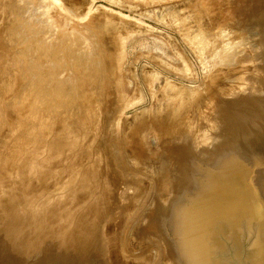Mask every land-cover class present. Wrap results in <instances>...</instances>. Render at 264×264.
Instances as JSON below:
<instances>
[{"label": "rangeland", "instance_id": "374dc122", "mask_svg": "<svg viewBox=\"0 0 264 264\" xmlns=\"http://www.w3.org/2000/svg\"><path fill=\"white\" fill-rule=\"evenodd\" d=\"M45 1L46 0H0V52L4 53L3 55H5L6 53L9 54L8 52H12V49L14 48L15 51L13 50V52L19 58V61L16 58V60L19 62L18 64V62H16V60L13 58L14 56L6 55L5 57H3V55H0V58L2 56L4 59L6 57H10V60L11 58H13L14 61L12 62L11 60V62H15L14 64L10 65L11 62H9V59H0V63L2 62L0 64V68L5 69H3L5 72L2 71L4 74L0 72V75L2 74V76H4L6 75L5 73H8V75L12 76L15 74L16 76V72L18 71V73L21 72V75H24L23 78L26 80L28 76L30 77L31 74L33 75L35 73L33 76H36L37 80L32 76L33 78L31 79H34L33 81H31L30 78L25 81L20 77V75V80H23V85L24 82L25 85L24 87L22 86V88L20 87V85L22 84H20L19 87H13V90L20 88L23 90L21 91L24 92L29 89L28 91L30 92V86H32L35 89L31 90L33 92H36V89L41 88L40 90H37L38 93L36 92V95L39 94V98H35L33 100H36V105H33L37 110L36 112H34L38 117V119H36L37 123L39 124V126L40 124L42 125L40 126V131L42 134H39L38 127L36 130L34 129V131L38 133V136L42 135L41 137H38L36 133L32 132L38 137H36L38 140L40 138V143L33 140L34 143L30 142L28 143V145L26 144L27 146H25V143L23 144L27 148L28 152L32 149V147V150L36 152H32L31 150V152L28 153L26 150L25 153V150L23 149L24 153L22 154L25 155L21 154L20 157L21 152L19 153V150L16 148L17 142H19L20 140H13V142L12 140H10L12 143H9L10 141H8L9 146L13 144V148L11 146L13 152L18 150L15 152V155L12 154V151V153H8L10 152V148H8L7 145V147L4 146L7 143H4V145L2 146L3 148H8V150L6 149V151H3V155L5 154L4 152L9 154V156L11 154V158H8L12 160V165L14 167L11 166V161L8 160L7 155H4L3 158H7L6 161L3 160V162L5 161V163L3 164L5 168L3 166H0V170L2 171V169L4 168L3 170L7 173L3 172V174L0 171V176L5 177L4 180L0 177V181H3V183L0 182V187H3L2 185L5 183L4 185L6 186H4V188L7 187V189L11 191L12 194L10 192H8L7 194L6 192L8 190L5 191L4 188H0L2 189V192L0 191L2 195L0 199H5L4 201L2 200L5 203V201L10 197V193L13 197H15L14 199L17 198L16 200L12 199L14 203L17 204H10L12 202L10 198L13 197H10L8 203L6 201V204H3V202L1 203L0 200V205L3 204L6 206L5 211H2L4 210V206H0L3 207L0 209V264H146V260L147 264H157V261L159 262L158 264H180V261L174 254L167 238L157 229L155 224V217L162 211H165L166 213L170 212L172 201L178 197L180 185L189 178L188 173L186 172L184 167L185 162L183 160L182 153L187 150H192L200 157L203 164H209L214 154L220 152V150L225 146L231 148L239 158L245 159L255 155L260 147L264 145V0H59V3L61 4V6H63V9L60 6L59 8L56 4L54 5L52 0H48L49 2L46 1L47 5H45ZM69 8L74 11L73 13L76 12V15H78L76 17L78 18L84 17L90 10L91 11L88 13V15L92 19H96L97 17L100 19L102 17L109 16V18L113 20V23H115L116 26L126 29L128 27L134 32V34H132V36L126 41V56L124 59L125 62L123 63V66L120 70L121 72L118 73L119 83L121 82L123 89H125V93L127 94V96H125L128 98L127 101H130V103L127 102L129 104V107H127L126 104L124 105V103L126 102L125 100L124 102L122 98L121 100L119 99L121 95L118 94L119 92L117 91L119 90L117 88L119 86L115 84V86L112 85L116 88V90L115 88L114 90L116 91V93L118 92L117 95L119 97L115 95V91L112 92L113 87L107 85V87L110 89L106 87L108 89H106V92H109L103 94L105 96L104 98V96H97L99 94L96 92L97 88L99 89L101 87V84L103 83L102 81H98L99 85L97 82H93L94 84H86V86L89 87L90 92H94V98H102L101 102L103 103L104 99L108 100L107 98L110 97L113 99L111 100L109 98L110 100L108 101V103L113 101V103H111L115 105L112 106L111 104H109V106L111 107L110 108L105 102L106 100H104V107L102 104L100 106H102L105 111L103 108L101 110V107L99 105H97L96 108H93V106H91L88 111H93L90 112V116L94 114V116L92 117H94L95 119L93 120V118L91 117V122L90 120L88 122L87 118L89 116H86V119L82 120V116L89 115V112H87L88 114L84 115V108L79 102V104L76 102V97L78 96L77 94L79 93V88L82 84H80L79 81H76L78 77L75 75L74 70H72L71 68L72 63L74 65V61H72L73 58L70 57V55H67L70 53L66 51L67 44H64L66 43L65 36L72 30L73 24L77 21L76 18V21L73 20L69 23V25L68 23L64 24V22L63 26H65L66 28L61 25L63 19L66 18L65 16L63 17V15L67 14V12L70 10ZM62 10H64L65 13H63L64 11ZM229 14L231 15L230 17ZM197 15L200 16L196 17ZM70 18L74 19V17L72 16H70ZM181 20L187 21L185 22L187 23L185 25L187 28L182 25ZM54 21H56V24H52ZM77 22H79V19ZM51 24L52 26L56 25L53 27H57V25H59L60 28H56L58 30L63 27L66 32H64L65 30L63 29L64 33H62L61 29V31H59V34L58 30L54 29ZM49 25L53 29L52 30L50 28V33ZM70 25L72 26V28H70ZM68 26L69 28H67ZM189 26H191L190 30ZM54 30L56 31V34H59L56 35L55 33H53L54 36L57 37L61 35L62 38L61 36L58 38H51L53 36L51 32H53ZM203 30L213 34L212 36L215 37L214 40L219 41L218 48L216 47L214 51L212 50L210 53L206 54H203L200 49L191 44L194 38L193 35L196 34L197 36L200 35V33L203 34ZM5 32H8L6 33V42ZM61 33L66 34L62 35ZM11 35L14 36L12 37L14 39H8V37H11ZM17 38L20 39L18 41L21 42L22 47L19 42H16L17 40L15 41V39ZM189 38H191L192 40H189ZM60 39L61 41H59ZM9 40H12V43ZM31 40L32 42L34 41V43H32L33 45H31ZM49 40L50 43H48ZM13 41H15L16 44ZM58 41L60 42L59 44L62 45L63 43L64 45L63 50L61 49L62 47H60V50L62 51L59 50L58 46L61 45L58 44ZM51 44L53 45V48L50 47ZM7 45L9 46V48ZM12 45L14 47H12ZM29 45L30 47H28ZM54 45L58 47L57 49L59 51H56V47H54ZM31 46H34V49ZM42 47H49V50H45L46 48L42 49ZM31 48L35 50V54H32L33 51H31V55L29 53V57H27L31 60L26 59L27 53L32 50ZM219 48H221L222 50ZM53 49L56 51L55 53L58 52L56 55L60 56L61 54V57L58 58L55 53H53ZM216 49L219 51L221 50V53L225 51L230 52L228 54L227 52L224 53L228 56L230 54V59H227V56H223L222 54L220 55V52L216 51ZM6 50H8V52H6ZM20 50L24 51L26 56L24 52L22 53ZM51 50L53 51L51 52ZM48 51L51 52V55L53 54L52 59L51 56L48 55ZM11 52L10 54L12 55L13 52ZM21 53L23 54L22 56ZM63 53L65 54L63 55ZM38 55L40 56L38 57ZM219 55L221 57H224L223 60H226L222 61ZM68 56L71 58V60ZM40 57L41 61H43V63L41 62L42 65L41 63L39 64ZM54 57L58 58V60ZM66 57H68L69 59H67L72 62L70 63L66 59ZM22 58L25 59L26 63H24V59ZM46 59L47 61L54 59L55 62L53 61V63L48 61L49 64H47V61L46 63L44 62ZM7 60H9V63L7 62L8 65L6 62H4ZM29 60L32 62L29 63ZM227 60L230 61L228 62ZM218 61H220L221 63H219ZM64 62H67L68 64H65ZM4 64L8 67L5 66V68ZM25 64L27 71L25 69V66H23ZM30 64H34L33 67L35 68V71H33V67ZM60 64L62 66H60ZM69 64L71 66H69ZM223 64H231L230 68H232L231 70H229L232 75L231 78H227V80L224 77L221 78V83L223 82L222 84L224 85V83L226 82L225 87L228 88V90L225 91L226 94L224 91H219V89H217H221V87L209 85V76L216 74L218 70L223 67ZM9 65H15L16 69L18 68L17 71L15 69V73H13V68H15L14 66L11 69V74V70L8 69L10 67ZM47 65L51 66L48 67ZM29 67L34 73L30 71ZM59 67L62 68L59 69ZM63 67H65L66 70H64ZM40 68L43 69L45 74L42 69L40 72ZM57 68L60 71H56ZM6 69H8V72L6 71ZM62 69L64 70V74L61 72ZM46 71L49 72L50 76H48V73H46ZM27 72L29 74L31 72V74L29 75ZM38 72H40L41 74ZM42 73L45 75V77ZM54 73L55 75L58 73V79H55L56 83L55 81L52 82L55 77L57 78V76H54ZM19 74H17V76ZM62 74L64 76H62ZM38 75L39 78L41 76V79L46 78L47 82L50 81L51 84H49L50 82L46 84V80L38 79ZM15 76H13V78ZM49 77L52 80H49ZM61 79L62 82H60ZM64 79L66 80L64 83L66 86L69 82L68 86L72 84L73 87L70 86V88H65L64 84H62ZM73 79L74 81H72ZM38 80L40 81V85ZM34 81H36V83L35 85H32L30 82ZM44 83L46 84L47 89L45 88ZM75 84H78L77 89H75ZM26 85H28V89H26ZM37 85H39V87H37ZM51 86L52 88H55L50 89ZM42 88L43 90H45L42 91ZM62 88H64L63 91ZM71 88L74 89H72L74 92L71 90ZM3 89H5V87H3ZM69 89L70 93H76L75 95L77 96L72 93V95L67 96L70 94L68 92ZM216 89L218 90V93ZM47 90L49 91L48 93H46ZM51 90L52 92L54 90V92L52 93ZM55 90L57 91V93H55ZM185 90L198 91L201 94V97L198 100H202V103L204 104L208 103V98H206L207 95L211 96V94H215V96H211L212 98H214V100L211 99L212 104H208L209 106H207V110H193V112L191 110V112L189 113L190 115H188L193 119L195 125H193V123L192 125L189 124L187 126H183V124L181 123V126L179 124L176 126L178 127L176 131L179 130V132L175 134L177 136L168 134V132L171 130L170 128L175 127L172 123V119L174 117L173 114L175 115L176 112H180V109H182L181 111L183 112V107H181V105L183 102L185 104L186 101L183 93L185 92ZM209 90L211 91V94L207 93ZM16 91L13 93H17L18 96H20L19 93L21 94V92L18 93V90ZM28 91H26L25 93L31 94V92L29 93ZM40 91L44 95L47 94L45 95L46 99L44 97V102L41 101V99L43 100L44 95L41 96ZM60 91L64 92V94L60 93ZM11 92H9L10 94H7L14 95L11 94ZM50 92L53 94V96L54 94L56 96L53 97ZM59 93L60 95L62 94V98L63 95H66L64 96V98L66 97L65 99H67L70 103H68L65 99H60V95L57 96ZM176 93L179 95H177ZM48 94L49 97H47ZM32 95L33 99L35 93H32ZM36 95L35 97H38ZM18 96H15V99H17ZM13 97L12 99H14ZM67 97H69L70 99H68ZM28 98L30 101L31 95H29ZM47 98H50V101ZM52 98L53 103L55 104V109H53V111H51V109L54 108L52 107L54 104H50ZM9 99H11V97H9ZM115 99L118 100L116 101ZM14 100L11 101L12 104L8 100L10 106L13 105ZM18 100L19 99L15 100L14 103L20 104L21 101L19 102ZM58 100H61V102ZM39 101L42 102V106H39L41 103ZM46 101H48V104L46 103ZM118 101H120V103L123 105H121ZM57 102L59 103V105H57ZM61 103L64 106H62ZM71 103V106H73L74 104V108L70 106ZM115 103L118 105V108L120 104L121 109L117 108V110V105ZM60 105L64 107V110L66 108L68 109L67 105H69V109L71 108V112L68 109L66 110V114L67 112H70V114L72 112L75 113L76 123L74 118L75 116H69V119ZM78 106L80 107L77 108ZM105 106L108 109H106ZM124 106H126V108H124ZM43 107L47 110H49L50 107V110L47 111L48 114L46 113V111L42 112V109L45 110ZM56 107H58L57 110L60 111L61 114H63L61 117L59 113V119L65 117L64 119H62L65 121V119L68 118L65 122L61 121L60 119L59 121L62 124L58 123L56 125L55 121H58L57 118V120L55 119V114L58 115V111H55ZM98 107H100V109ZM97 108L99 110H93ZM39 109H41V111ZM39 111L42 115H40L39 113L37 115V112ZM103 111L105 113H103ZM202 111L206 112L203 113ZM49 112H51L52 114L55 113V117L49 114ZM105 114L108 115L104 116ZM43 115H51L52 118H50L55 119L52 120V122L55 124L50 123L51 119H49L50 121H48L49 117L47 118V116H45V118H47L48 123L53 124L52 126H50V124L48 123L46 124V119L44 118L43 120L48 126L42 124V122L39 123L38 120L40 119V117H44ZM103 116L104 118L102 119ZM205 116H207V120ZM105 117L108 119H106ZM71 118L73 119L71 120ZM78 118L80 119L79 121ZM211 118H213L214 121ZM40 120H42V118ZM68 120H71L72 122H68ZM85 120H87V122L83 123L84 126L86 123L88 125L92 124V126L86 125L85 128L87 129L88 126L89 129L90 127L91 133L93 131L92 129L95 130L92 134L90 133L89 136L87 135L90 129L89 131L87 129L86 132V129L83 130L84 126L81 125L83 127L82 129L80 128L81 126H78L80 125L81 121L84 122ZM102 120H104L103 123ZM77 121L80 123L78 124ZM98 121L101 122L102 126H100L101 124L97 125V123H100ZM110 121L113 122L110 123ZM67 122L68 125H70L69 127H71L67 130L71 129V132L77 131L76 133H78L79 131V135L83 130L86 133L82 132L81 135H83V133L86 135L79 136L78 134H76L80 138H76L77 136L73 138V135H75V133H72L73 135L71 136V132L67 131L68 134L70 133L71 138H69V135L65 136L64 131H66V129L64 128V123ZM206 122L210 123L207 125ZM70 123H73L74 127H77V129L79 130L75 129L72 131L73 124ZM59 126L64 128L65 130L63 129V131L61 132L62 128H60ZM42 127L46 129H43ZM52 127H56L58 128V130L56 128L53 129ZM66 127L68 126L66 125ZM183 127L184 129H179ZM48 128L51 129V131L55 130L57 135L59 133L57 131H59L60 129V133L64 132L63 136H61L60 133L58 136L55 135V131L52 133L51 131L46 132L45 130L48 131ZM98 128H102V130L99 132L100 129ZM3 130L4 129H1L2 132H0L2 133V135H5L4 133L6 132H4ZM43 131H45L47 135ZM43 133L48 136L49 139V135L51 133V138H54V140L52 141L55 144L58 141L56 138L59 139V137L62 138H60L61 143L64 142V139L66 140V137L70 140H72L73 138V141L77 139L78 142L82 137L84 138V136L85 139L84 141H82V138V142L80 141L78 143V147H76V143H72V141L70 142V140L65 141V143L69 141L71 144L75 145L76 153L75 150L73 152L76 154V156L71 151L73 149L70 150L71 153L70 151H68V148L70 149V146L72 145L68 144V146L66 144L67 151L70 155L72 154V156H70L67 152H65L66 147H64L65 149L61 148L62 146H64V143L63 145L60 144L61 147L59 146V143H57V148L58 146L61 148H58L59 151L62 150V153H60H66L67 155H69H65L63 156V158L62 155L58 153L57 155H61V158L58 160V157H60V155L57 156V158L56 156H53L55 158L49 157L51 156L49 150L52 148L49 146L54 145L53 143L49 145V141L48 144L46 143V140L49 139H47V137ZM94 133H97L98 135L99 133L101 134L99 136H97V134L96 136H94ZM208 133H210V135ZM53 134L55 136H53ZM110 134L113 137H111ZM196 135L197 137H195ZM124 136H127L126 140H128V142H124L126 141L125 139H123ZM113 138L115 139V142L113 141ZM197 138L200 139L197 140ZM41 141L43 144L41 143ZM14 142L16 143V146ZM36 144L39 147L37 146L36 148H34ZM39 144L44 145V147L46 146V149L49 145V152L45 149L44 150L46 152L43 151L42 148L44 147ZM29 147H31V149H29ZM72 147L74 148V146ZM37 148L40 149V151H38ZM125 149L127 150V157H135L134 159H136L137 162H140V167H135L132 164V166H130L127 164V166L129 167L123 170L117 165V153H119V156H121L122 154H124L123 151H125ZM3 150H5V148ZM20 150L22 151V148ZM55 150L57 149L55 148ZM55 150L51 149V151L53 152ZM57 151L52 154L55 155ZM27 153L28 155H26ZM42 153H49V155L47 157V154L43 155ZM41 154L43 156H41ZM17 155H19L20 158L16 160L17 162H14L15 157H18ZM13 156L14 158H12ZM22 157L24 159H22ZM38 158L40 159L38 160ZM51 158H53L54 160L56 159V161L52 165L49 163L47 164L48 161H52ZM8 161L9 163H7ZM20 161H22L23 163L22 167L20 166ZM35 161L37 163H35ZM39 161L40 163L42 162V164L44 163L43 165L45 166L42 165L43 168L40 165L38 166ZM99 162V167L101 169L98 167V172H96L97 169L94 168L95 173H93L90 168H93L92 165H94L95 167L98 166L97 164H99ZM15 163H17L19 169ZM33 165L34 168H39L33 169ZM50 165L52 169L50 168ZM24 166H26V170L25 168L23 169ZM46 166H49V168L52 170V174L50 173L51 170H47L48 168ZM85 168L87 171L90 170L93 174L97 175L93 176V174L91 173L92 177H95L96 180L91 178L89 172L88 173L90 175V178L89 175H87V172L82 171ZM11 169L13 170V177L11 176L12 174H10V176H7V174L9 175V173H11ZM15 170L19 171L16 173L19 176V178L17 179H22H16L17 175L14 172ZM22 170L23 173L20 172ZM43 170H45V172ZM34 171H37L38 174ZM57 171L60 172L57 173ZM24 172L27 174L29 173L32 176H30L29 174L26 175ZM80 172H83V174L86 173L84 174V178L82 177L83 175ZM20 175L22 176L20 177ZM10 177L11 180L15 178V181L13 180V183L10 181ZM85 177H87L88 179ZM82 178L84 179V181L82 180ZM85 179L87 181H85ZM89 179L94 180L93 182L92 180H90V182H92L90 186V182H88ZM165 180L167 182H165ZM14 185H16V188ZM13 192L15 196L13 195ZM16 192L19 193V197ZM5 195L8 196L7 199L5 198ZM35 202L39 205H37ZM47 202L50 203L48 204ZM7 204H10V206H8ZM27 204L30 205L27 206ZM33 205L36 210L39 209L40 211L38 210V212L34 208L30 209L29 206L33 207ZM24 206L28 207H25L26 210L30 209L31 211H26L24 209ZM39 207H41V209ZM22 208L23 210H21L20 213V209ZM22 211L25 215L22 214ZM2 212L7 213V215L5 213L3 214ZM93 217L95 218L91 220ZM127 228L131 229L130 231L132 232V234L129 231V234L125 235ZM145 230L147 231L145 232ZM96 232L100 233L102 236L98 233L95 234ZM102 233L104 234V236ZM156 240H159L158 243H162L161 241H163L164 245L167 247L168 255L163 252V248L161 250L160 245ZM79 251H81V253ZM118 253L121 255H119ZM127 253H130L129 256H127Z\"/></svg>", "mask_w": 264, "mask_h": 264}, {"label": "bare ground", "instance_id": "6f19581e", "mask_svg": "<svg viewBox=\"0 0 264 264\" xmlns=\"http://www.w3.org/2000/svg\"><path fill=\"white\" fill-rule=\"evenodd\" d=\"M47 2H49L48 0H46ZM45 1V5H47V2ZM53 1V4L55 5H57L58 7L60 6L62 9H63V6H61V4L59 3V0L57 1V0H52ZM52 1H50V2H52ZM235 1V0H234ZM210 3V2H209ZM230 3V2H229ZM240 4V3H239ZM213 6V5H212ZM228 6V5H227ZM226 6V7H227ZM59 7V8H60ZM204 7H205V5H204ZM203 7V8H204ZM214 7V6H213ZM46 8V7H45ZM236 8V7H235ZM70 10L67 12V14L66 15H63V14H61V15H63V17L65 16L66 18L65 19H63V21H62V23H61V25L63 26L64 24H67L68 23V25H69V23L70 22H72L73 20H75L76 18V20L78 21V19H79V22H77L76 20V23H74L73 24V28H72V26L70 27V28H72V30L69 32V33H67V35L65 36V38H66V43H64V44H67V47H66V51H68L70 54H67V55H70V57H72L73 59H72V61H74V65H73V63H72V70H74V73H75V75L78 77V79L76 80L77 82L79 81V83L80 84H82L81 86H80V88H79V93L77 94V95H75L74 93H72V94H74L75 96H77L76 97V102L78 103H80L81 104V106L84 108V110L86 111H84V110H82V111H84L83 113H84V115L85 114H88L87 112H89L88 110L90 109V107L91 106H93V108H96V106L97 105H103V107H104V100H106V99H104L103 100V103L101 102L102 100V98L100 99H98V97L97 98H94L93 97V94H94V92L92 93V92H90V90H89V87L88 86H86V84H94L93 82H97L98 83V85H99V80L100 81H102L103 83L101 84V87L98 89L97 88V93L99 94V95H97V96H104L103 94H106V93H108V92H106V89L108 88L107 87V85L108 86H110V87H113V90H112V92L113 91H115L116 90V88L114 87L115 85H117V86H119V87H117L119 90H117L118 92V94H121L120 95V100H121V98H122V100L125 102L124 103V105L126 104L127 105V107H129V104L128 103H130V101H127L128 100V98L126 97L127 96V94L125 93V89H123V86H122V84H121V82L119 83V80H118V73H120L121 71V68H122V66H123V63L125 62L124 61V59H125V47H126V41L128 40V38H130L131 36H132V34H134V32L131 30V29H129L128 27H127V29L126 28H122V27H118V26H116V24L115 23H113V20L112 19H110L109 18V16H106V17H102V18H94V19H92L89 15H88V13L91 11L90 9V11H88V13L84 16V17H80V18H78V17H76V16H78V15H76V12L75 13H73L74 11L71 9V8H69ZM237 10V9H236ZM46 11V10H45ZM62 11H64V10H62ZM86 12V11H85ZM61 13V12H60ZM63 13H65V11L63 12ZM209 13V12H208ZM227 13V12H226ZM85 14V13H84ZM197 14V13H196ZM59 15V14H58ZM60 15V16H61ZM91 15V14H90ZM235 15V14H234ZM70 16H72V17H74V19H72V18H70ZM200 16V15H199ZM198 15L196 16V17H199ZM231 15L229 14V17H230ZM53 17V16H52ZM92 17H95V16H92ZM235 17H237V16H235ZM91 18V19H90ZM104 18V19H103ZM53 19V18H52ZM183 19H185V18H183ZM197 19V18H196ZM64 20H66V21H68V22H66V21H64ZM187 20V19H186ZM190 20V19H189ZM60 22H61V20H60ZM65 22V23H64ZM179 22V21H178ZM185 22H187V21H185V20H181V23H182V25L184 26V27H186L185 25L187 24V23H185ZM59 23V22H58ZM64 23V24H63ZM83 23V24H82ZM52 24H56V21H54ZM52 24H51V26H52ZM215 24V23H214ZM74 25H75V27H74ZM176 25V24H175ZM179 25V24H178ZM212 25V24H211ZM217 25V24H216ZM50 26V25H49ZM51 26L49 27V33H50V28H51ZM53 26H56V25H53ZM52 26V27H53ZM67 26V25H66ZM188 26V25H187ZM239 26V25H238ZM57 27H59V25H57ZM57 27H53L54 29H56ZM64 28H66L65 26H63ZM61 28L62 29V33H64V32H66V30L64 29V28ZM190 27L191 26H189V30H190ZM198 27V26H197ZM236 27V26H235ZM240 27V26H239ZM60 28V27H59ZM67 28H69V26L67 27ZM187 28V27H186ZM52 29V28H51ZM61 29L60 30H58V29H56V30H58V33L60 34V32L59 31H61ZM63 29L65 30L64 32H63ZM53 30V29H52ZM198 30V29H197ZM201 30V29H200ZM55 31V30H54ZM51 32L52 33V37L51 38H55L56 36H54V34L53 33H55L56 34V31L55 32ZM214 31V30H213ZM196 32V31H195ZM204 32V33H203ZM203 34H201L200 33V35H197L196 36V34L195 35H193L194 36V38H193V40L191 39V38H189V40L191 39L192 40V43L191 44H193L196 48H198V49H200V51H202V53L203 54H206V53H210L212 50L214 51V49L217 47L218 48V46H219V41H216V40H214L215 39V37L214 36H212L213 34H211L210 32H206V31H204L203 30ZM6 33H8V32H5V35H6ZM48 33V32H47ZM56 34V35H59V34ZM61 33V34H62ZM198 33V32H197ZM66 34V33H65ZM65 34H62V35H65ZM199 34V33H198ZM224 34V33H223ZM192 35V34H191ZM61 36V35H60ZM60 36H57L56 38H58V37H60ZM12 37H14L13 35H11V37H8V39H10V38H12ZM16 38V37H15ZM19 38V37H18ZM15 39V41L16 42H19L18 40H20V39ZM61 38H62V36H61ZM1 39V38H0ZM6 39H7V35H6V38H5V42H6ZM12 39H14V38H12ZM42 39V38H41ZM49 39V38H48ZM47 39V40H48ZM218 39V38H217ZM219 40V39H218ZM1 41V40H0ZM8 41V40H7ZM10 42L12 41V40H9ZM15 41H13L15 44H16V42ZM43 41V40H42ZM59 41H61V39L59 40ZM58 41V44L60 43ZM65 41V40H64ZM10 42H9V46H10ZM31 42V45H33L32 43H34V41L32 42V40L30 41ZM47 42V41H46ZM12 43V42H11ZM20 43V45H21V42H19ZM48 43H50V40H49V42ZM238 43V42H237ZM3 44V43H2ZM29 44V43H28ZM45 44H47V43H45ZM55 44V43H54ZM58 44H57V46H58ZM230 44V43H229ZM25 45V44H24ZM44 45V44H43ZM50 45V44H49ZM49 45H47V46H49ZM59 45H61V44H59ZM8 46V45H7ZM9 46H8V48H9ZM17 46V45H16ZM27 46V45H26ZM46 46V45H45ZM56 45H54V47H56V51H59L60 50V47H62L61 49L63 50V47H64V45H63V43H62V45L61 46H58L59 47V50L57 49L58 47H57ZM66 46V45H65ZM12 47H14L13 45H12ZM21 47H22V45H21ZM28 47H30V45L28 46ZM32 47V46H31ZM44 47V46H43ZM42 47V49H45V50H49V47L47 48V47H45V48H43ZM50 47H52L53 48V45L51 44V46ZM18 48V47H17ZM16 48V49H17ZM23 48H24V46H23ZM27 48V47H26ZM33 49H34V46L32 47ZM31 48V49H32ZM11 49V48H10ZM9 49V50H10ZM30 50V52H28L27 53V56H26V54H25V52L24 51H22V50H24V49H22V50H20L22 53L24 52V54H25V56H26V59H30V58H27V57H29L28 55H29V53H30V55H31V51H33L32 52V54L35 52V50ZM51 49V48H50ZM219 49H221V48H219ZM13 50H14V48L12 49V52H13ZM27 50V49H26ZM54 50V49H53ZM53 50H51V52L53 51ZM62 50H60V51H62ZM65 50V49H64ZM222 50V49H221ZM220 50V51H221ZM15 51V50H14ZM17 51V50H16ZM20 51H19V53H20ZM55 50L53 51V53H55L56 52ZM216 51H219V50H217L216 49ZM219 51V52H220ZM225 51V50H224ZM5 52V51H4ZM6 52H8V50H6ZM5 52V53H6ZM10 52L11 51H9L8 53L9 54H5V55H3L4 53H2V52H0V53H2V54H0V55H3V57H5L6 55H10V56H14L13 58L16 60V58L18 59V61H19V58L17 57V55L14 53H12V55L10 54ZM49 52V51H48ZM51 52H49V54L48 55H50L51 56V59H52V55L50 54ZM65 52V51H64ZM218 52V53H219ZM225 52H227V51H225ZM225 52H220V55L222 54L223 56H227L226 58L227 59H230V54H229V56L228 55H226V54H224ZM17 53V52H16ZM21 53V56L23 55ZM58 53V52H57ZM57 53H55V55L57 54ZM67 53V52H66ZM228 53H230V52H227V54ZM35 54V53H34ZM65 53H63V55H64ZM113 54V55H112ZM215 54V53H214ZM236 54V53H235ZM16 55V56H15ZM47 55V56H48ZM54 55V56H55ZM62 55V56H63ZM213 55V54H212ZM218 55V54H217ZM219 55V56H220ZM40 55H38V57H39ZM57 56V55H56ZM55 56V57H56ZM2 56H1V58L0 59H2L3 58ZM24 57V56H23ZM31 57V56H30ZM54 57V58H55ZM58 58L59 57H61V54H60V56H57ZM69 57V56H68ZM68 57H66V59L68 58ZM69 57V58H70ZM205 57V56H204ZM7 58V57H6ZM5 58V59H6ZM13 58H11V60H12V62L14 61V59ZM25 58V57H24ZM24 58H22V59H24ZM32 58H33V56H32ZM45 58V57H44ZM49 58V57H48ZM47 58V59H48ZM58 58H55V59H57L58 60ZM68 58V59H69ZM214 58H215V56H214ZM220 58H221V60L222 61H225V60H223L224 59V57H221L220 56ZM4 59V58H3ZM4 59V60H5ZM7 59H9L10 60V57L9 58H7ZM47 59L44 61L45 63H46V61H47ZM61 59V58H60ZM60 59H59V61H60ZM67 59V60H68ZM219 59V58H218ZM9 60H7V61H4V62H8ZM11 60L9 61V62H11ZM31 60V59H30ZM29 60V63H31L32 61H30ZM63 60V59H62ZM70 60H71V58H70ZM217 60V59H216ZM220 60V59H219ZM1 61V60H0ZM17 60H16V62H18ZM24 61V63H26L25 62V59L23 60ZM28 61V60H27ZM34 61V60H33ZM40 62H39V64L42 62L43 63V61H41V57H40V60H39ZM48 61H50V62H55V60L53 59V60H48ZM47 61V64H49V62ZM58 61V62H59ZM69 61V60H68ZM72 61H69L70 63L72 62ZM228 61V60H227ZM230 61V60H229ZM228 61V62H229ZM8 62V63H9ZM10 63V65L11 64H14V63ZM35 62V61H34ZM53 62V63H54ZM57 62V61H56ZM219 63H221L220 61H218ZM228 62H226V63H228ZM2 63V62H1ZM0 63V64H1ZM8 63H7V65H8ZM23 63V64H24ZM42 63H41V65H42ZM63 63V62H62ZM61 63V64H62ZM65 64L67 63V62H64ZM18 64H19V62H18ZM34 64H36V63H34ZM33 64V65H34ZM56 64V63H55ZM60 64V66H62ZM68 64V63H67ZM7 65H5L4 64V67L5 66H7ZM9 65V66H10ZM16 65V64H15ZM15 65H12V66H10L8 69H12V67H14ZM28 65V64H27ZM31 65V64H30ZM33 65H31L32 67H33ZM46 65V64H45ZM221 65V64H220ZM226 65V66H225ZM1 66V65H0ZM23 66H25V69H26V64L25 65H23ZM29 66V65H28ZM27 66V67H28ZM30 66V67H31ZM38 66V65H37ZM48 66V65H47ZM47 66H45V67H47ZM51 66V65H50ZM50 66H48V67H50ZM67 66V65H66ZM69 66H71L70 64H69ZM74 66V67H73ZM230 66H231V64H223V67H221L219 70H218V74L216 73V74H214V75H211V76H209L210 78H209V85H213V86H218V87H221V89L220 88H217V89H219V91H227L228 90V88L227 87H225L226 85V82L224 83V85L221 83V78H225L226 80H227V78H231V73H230V71L229 70H231L232 68H230ZM8 67V66H7ZM18 67V66H17ZM19 67H20V65H19ZM30 67H29V69H30ZM31 67V68H32ZM45 67H44V70H45ZM3 68V67H2ZM6 68V67H5ZM21 68H23V67H21ZM43 68V67H42ZM42 68H40V72H41V69ZM60 68H62V67H59V69ZM70 68V67H69ZM217 68V67H216ZM4 69V68H3ZM3 69H1L0 68V72H2V71H4ZM8 69H6V71L8 70ZM14 69V71H13V73H15V69H16V66H15V68H13ZM18 69V68H17ZM17 69H16V71H17ZM20 69V68H19ZM29 69H28V71H29ZM33 69V71H35V68L33 67L32 68ZM32 69H30V71L32 70ZM38 69H39V67H38ZM38 69H36V70H38ZM48 69H50V68H48ZM58 68L56 69V71L58 70V71H60ZM63 69L64 70H66V68L65 67H63ZM61 70V72L63 73L64 72V70ZM234 70V69H233ZM20 71V70H19ZM26 71H27V69H26ZM33 71H31L32 73H34ZM42 71H43V69H42ZM50 71V70H49ZM5 72V71H4ZM8 72V71H7ZM31 72H30V74H31ZM40 72H38V73H40ZM44 72V71H43ZM51 72V71H50ZM60 72V73H61ZM67 72H68V69H67ZM71 72V71H70ZM69 72V73H70ZM220 72V73H219ZM260 72V71H259ZM11 74H12V70H11V72H10ZM17 74H19L18 76H17V74H16V76H15V74L14 75H8V73H5L6 75H4V76H2V74H4L3 72H2V74L0 75L1 76V81H0V131H1V129H4L3 131L4 132H6V133H4L5 135H2V131L0 132V166H3V164L5 163V161H6V159L8 158V157H10L11 158V154H10V156H9V154H7L6 152H4L5 154V156L7 155V158L5 159V158H3L4 157V155H3V151H6V149L8 150V148H10L9 149V151L10 152H8V153H12L13 152V149H11V146H12V148H13V144L11 145V146H9V144H8V141H10V140H12V142H13V140L14 141H16V140H20L19 142H17V146H16V143H15V146H16V148L19 150H16V151H18L19 153H20V157H21V154L22 153H24V150H25V153H26V150H27V148L25 147V146H27L28 145V143H30V142H33L34 143V141L33 140H35L36 142H39L40 141V138H39V140L37 139L38 137H41L42 135H37L38 133H36V131H34V129L36 130L37 129V127L39 128V134L41 133V131H40V129H41V127L40 126H42L41 124H40V126H39V124L37 123V120L36 119H38V117L36 116V113H34V112H36L37 110L35 109V107H34V105H36V100L35 101H33L35 98H39V94L38 95H36V92H37V90L39 89H41V88H38V89H36V92L34 91H32V90H34L35 88L34 87H32V86H30V92H31V94H26L25 92L26 91H28L29 89H28V85H26V89H28V90H26V91H24V92H22L23 90L22 89H20V91H19V89H14L15 91L16 90H18V93L19 92H21V94L22 93H25V94H20L19 93V95L20 96H18V94L16 93V94H14L13 92H15L14 90H13V87L14 88H16V87H19V85L20 84H22V85H20V87H24V85H25V82H24V85H23V80H25L23 77H24V75H21L22 73L21 72H19L18 73V71L16 72ZM28 73V72H27ZM46 73H48V76H50L49 75V72H47L46 71ZM52 73V72H51ZM29 74V73H28ZM29 74V75H30ZM35 74V73H34ZM33 74V75H34ZM41 74V73H40ZM43 74V73H42ZM44 74H45V72H44ZM43 74V75H44ZM53 74V73H52ZM52 74H51V76H52ZM58 74V73H57ZM57 74L55 75V73H54V76H57ZM64 74V73H63ZM62 74V76H64ZM223 74V75H222ZM21 75V76H20ZM32 74H31V76L29 77H27L26 78V80L25 81H27V79L28 78H30V80L31 81H33L31 78H33V77H35L36 78V76H33ZM59 75H61V74H59ZM234 75H236V74H234ZM13 76H15L14 78H13ZM23 78V80H20L21 78ZM33 76V77H32ZM70 76H72V75H70ZM74 76V75H73ZM44 77H45V75H44ZM66 77V76H65ZM234 77V76H233ZM43 78V77H42ZM68 78H69V76H68ZM38 79H41V76H40V78H39V75H38ZM49 80H52V79H50V77L48 78ZM55 79H58V76H57V78L55 77L54 78V80H52V82L53 81H55ZM66 79V78H65ZM64 79V81H63V83L62 84H64L65 83V80ZM75 79V78H74ZM74 79L72 80V81H74ZM36 80H37V78H36ZM41 80H46L45 82H47V79L45 78V79H41ZM69 80V79H68ZM123 80V79H122ZM29 81V80H28ZM38 82H39V85H40V81L38 80ZM37 82V83H38ZM43 82V81H42ZM50 81H48L46 84H48ZM58 82V81H57ZM60 82H62V79L60 80ZM59 82V83H60ZM68 82V81H67ZM124 82V81H123ZM208 82V81H207ZM3 83V84H2ZM29 83V82H28ZM32 85L34 84L35 85V83H36V81H34V82H30ZM29 83V84H30ZM55 83H56V81H55ZM54 83V84H55ZM73 83V82H72ZM76 83V82H75ZM78 83V84H79ZM42 84V83H41ZM45 84V83H44ZM46 84H45V88L47 87L46 86ZM49 84H51V82L49 83ZM67 84V83H66ZM68 84H69V82H68ZM68 84H67V86L64 84V87L66 88V87H68V88H70V86L71 87H73L72 86V84L71 85H69L68 86ZM74 84V83H73ZM77 84V85H78ZM115 84V85H114ZM4 85V86H3ZM39 85H37V87H39ZM76 85V84H75ZM77 85H76V88L75 89H77L78 87H77ZM112 85H114V86H112ZM10 86V87H9ZM49 86V85H48ZM52 86H54V85H52ZM52 86H51V88L50 89H53V88H55V87H53L52 88ZM56 86V85H55ZM212 86V87H213ZM3 87H5V89H3ZM7 87H9V88H7ZM22 87V88H23ZM36 87V86H35ZM36 87V88H37ZM91 87V86H90ZM97 87V86H96ZM107 87V88H106ZM48 88V89H49ZM67 88V89H68ZM94 88H95V86H94ZM114 88H115V90H114ZM214 88V87H213ZM9 89V90H8ZM32 89V90H31ZM47 89V88H46ZM63 89L64 88H62V91H63ZM67 89H65V90H67ZM73 88H71V90H72ZM108 89H110V88H108ZM107 89V90H108ZM182 89V88H181ZM216 89V90H217ZM22 90V91H21ZM24 90H25V88H24ZM45 90V89H44ZM43 90V88H42V91H44ZM74 90V89H73ZM72 90V91H73ZM96 90V89H95ZM172 90V89H171ZM215 90V91H216ZM12 91V92H11ZM76 91V90H75ZM94 91V90H93ZM111 91V90H110ZM214 91V92H215ZM9 92H11V94H14L15 96H18L17 97V99H19L18 101L20 102V104H17V103H14L15 102V100H17V99H15V96L14 95H8L7 93H9ZM17 92V91H16ZM29 92V91H28ZM29 92V93H30ZM41 92V91H40ZM49 91L47 90V92L46 93H48ZM51 92H52V90H51ZM50 92V94H52L53 92H54V90H53V92L51 93ZM58 92H59V89H58ZM67 92V91H66ZM65 92V93H66ZM69 93H70V89H69V91H68ZM74 92V91H73ZM111 92V93H112ZM207 92V91H206ZM205 92V93H206ZM223 92V93H224ZM229 92H231V91H229ZM32 93H35V95L36 96H38V97H35V95H34V97H33V99H32ZM38 93V92H37ZM55 93H57V91L55 90ZM60 93H63L64 94V92H61L60 91ZM60 93L57 95V96H59L60 95ZM69 94V95H67V96H70V95H72V94ZM117 93H116V91H115V95L117 96V97H119L118 95H117ZM184 93V98H185V104H184V102L182 103V102H179V103H182V105H181V107H183V112L181 111L182 109H180V112H176L175 113V115L173 114V121H172V123H173V125L175 126V127H171L170 129V131L168 132V134H172V135H175L177 132H179V130L178 131H176L177 130V128L178 127H176L178 124L180 125L181 123L183 124V126H187V125H189V124H193V125H195V122L193 121V119L192 118H190L189 117V113L191 112V110H192V112H193V110L195 111V110H198V111H200V110H207L208 109V107L207 106H209L208 104H210L212 101H211V99L212 100H214V98H212L211 96H215V94H211V91L209 90L207 93H210L211 94V96L210 95H207L206 96V98H208V103L207 104H204V103H202V100L201 101H199L198 99L201 97V94L198 92V91H192V90H185V92H183ZM217 93H218V90H217ZM228 93V92H227ZM10 94V93H9ZM114 94V93H113ZM177 94V93H176ZM222 94V93H221ZM225 94H226V92H225ZM29 95H31V100L29 101ZM41 96L42 95H44V94H42V92H41V94H40ZM45 95H47V94H45ZM45 95L43 96V100L41 99V96H40V99H41V101L42 102H44V100L46 99V97H45ZM62 95V94H61ZM60 95V96H61ZM73 95V96H74ZM95 95V94H94ZM115 95H113V96H115ZM126 95V96H125ZM177 95H179V94H177ZM218 95H220V94H218ZM14 96V97H13ZM21 96H22V98H21ZM52 96H53V94H52ZM51 96V97H52ZM54 96H56L55 94H54ZM53 96V97H54ZM59 96V98L60 99H65L64 98V96H66V95H63V98H62V96L60 97ZM122 96V97H121ZM9 97H11V99H9ZM12 97L15 99H12ZM27 97V98H26ZM44 97H45V99H44ZM47 97H49V94H48V96ZM50 97V98H51ZM116 97V98H117ZM49 98V99H50ZM56 98V97H55ZM68 99H70L69 97H67ZM71 98H72V96H71ZM75 98V97H74ZM104 98H105V96H104ZM110 98V97H109ZM107 98L108 100H106L105 102L108 104V107H110L109 106V104H111L112 106L114 105V104H112L113 103V101H111L110 103H108V101L111 99H113V98ZM177 98V97H176ZM183 98V97H182ZM21 99V100H20ZM28 99V100H27ZM48 99V98H47ZM48 99V100H49ZM95 99V100H94ZM179 99V98H178ZM181 99V98H180ZM11 102L12 100H14V102H13V105H9V101ZM39 100V99H38ZM65 100H67V99H65ZM72 100V99H71ZM99 100H100V102H99ZM116 100V99H115ZM118 100V99H117ZM116 100V101H117ZM176 100V99H175ZM198 100V101H197ZM32 101H33V103H32ZM41 101H39V102H41ZM50 101V100H49ZM57 101V100H56ZM58 101H60L61 102V100H58ZM74 101V100H73ZM173 101V100H172ZM177 101V100H176ZM17 102V101H16ZM18 102V103H19ZM35 102V103H34ZM42 102L40 103V105L39 106H42L41 104H42ZM48 101H46V103H47ZM52 102V103H51ZM50 102V104H54L53 103V98H52V101ZM67 102H68V100H67ZM75 102V103H76ZM115 102V101H114ZM119 103H120V101H118ZM122 102V101H121ZM128 102V103H127ZM131 102H132V100H131ZM178 102V101H177ZM45 103V104H46ZM64 103V102H63ZM68 103H70V102H68ZM67 103V104H68ZM78 103V104H79ZM118 103V104H119ZM11 104H12V102H11ZM34 104V105H33ZM39 104V103H38ZM37 104V105H38ZM48 104V103H47ZM77 104V105H78ZM116 104V103H115ZM121 104V103H120ZM119 104V108H118V105L116 106V109L118 108V109H121V105H123V104H121L120 105ZM173 104V103H172ZM175 104V103H174ZM178 104V103H177ZM184 104V105H183ZM212 104V103H211ZM9 105V106H8ZM33 105V106H32ZM57 105H59V103L57 102ZM56 105V106H57ZM61 105L62 106H64L62 103H61ZM60 105V106H61ZM72 105V103L70 104V106ZM43 106H44V104H43ZM61 106V107H62ZM65 106H66V103H65ZM68 106V109H69V105H67ZM115 106V105H114ZM210 106H212V105H210ZM52 107H54V108H52L51 109V111H53V109H55V104L52 106ZM60 107V108H61ZM71 107H73L74 108V104H73V106H71ZM80 106H78L77 108H79ZM101 107V110H102V106H100ZM100 107H98L99 109H100ZM38 108V107H37ZM44 108V107H43ZM57 108L58 107H56V110L55 111H58L57 110ZM63 108V110H64V107H62ZM61 108V109H62ZM73 108H72V110H73ZM93 109V110H99V109ZM105 108H106V106H105ZM111 108V107H110ZM124 108H126V106H124ZM34 109H35V111H34ZM45 109V108H44ZM67 108L64 110V111H62V112H64L65 114H66V110H68ZM104 109V108H103ZM106 109H108V108H106ZM115 109V108H114ZM117 109V110H118ZM122 109H123V107H122ZM178 109V108H177ZM40 111H41V109H39ZM49 110H50V107H49ZM49 110H47V109H45V110H43L42 109V112L44 111H46V113H47V111H49ZM60 110V109H59ZM71 110V108L69 109V111ZM40 111L39 112H37V115H38V113L40 114ZM81 111V112H82ZM104 111H105V109H104ZM103 111V113H105ZM71 112V111H70ZM70 112H67V116L69 117H71L72 115H74L75 116V113H71L70 114ZM90 112H93V111H90ZM89 112V115H85V116H82L83 118H82V120H84V119H86V116L88 117L87 119H88V122H89V120H90V122H91V120H92V118H93V120H95L94 119V117H92V116H94V114H92L91 116H90V113ZM96 112V111H95ZM94 112V113H95ZM98 112V111H97ZM102 112V111H101ZM101 112H100V114H101ZM115 112H116V110H115ZM203 113L204 112H206V111H202ZM54 113V112H53ZM57 113V112H56ZM59 113H60V115H61V117H62V115L63 114H61V112L60 111H58V115H59ZM70 115H69V114ZM102 113V114H103ZM107 113V112H106ZM122 113V112H121ZM35 116H33V115ZM43 114H45V113H43ZM48 114V113H47ZM49 114H51V115H53V117H55V119L57 118L58 119V121H55L56 122V125L58 124V123H61L59 120L61 119V121H64V120H62V119H64L65 117H63V118H58V117H60V115L58 116V115H56L55 113V116H54V114H52L51 112H49ZM99 114V115H100ZM189 114V115H188ZM40 115H42V114H40ZM51 115H43L44 117H40V119L42 118V120H43V118L44 119H46L45 121H46V124L48 123V121H50L49 119H51L52 118V116ZM97 115V114H96ZM106 115H108V114H105L104 116H106ZM187 115V116H186ZM206 115V114H205ZM45 116H47V118H48V121H47V118H45ZM65 116V115H64ZM104 116L102 117V119L104 118ZM109 116H110V114H109ZM208 116V115H207ZM207 116H205V118L207 117ZM51 117V118H50ZM70 117H69V119H70ZM73 117V116H72ZM92 117V118H91ZM197 117V116H196ZM34 118H35V120H34ZM75 118V123H76V116L74 117ZM90 118V119H89ZM106 118V117H105ZM110 118V117H109ZM38 120L39 121V123L40 122H42V124H45V121L43 120ZM54 118L53 119H51V122L50 123H53L52 122V120H55ZM56 119V120H57ZM68 119V118H67ZM67 119H65V121L67 120ZM73 118H71V120H72ZM100 119V118H99ZM98 119V120H99ZM106 119H108V118H106ZM123 119V118H122ZM212 120H213V118H211ZM71 120H68V122L69 121H71ZM80 119L78 118V121H79ZM111 120V119H110ZM195 120V119H194ZM206 120H207V118H206ZM64 121V122H65ZM77 121V123L79 124L80 122H78ZM210 121V120H209ZM214 121V120H213ZM218 121V120H217ZM44 122V123H43ZM68 122L67 123H64V125H65V129H66V131H64L65 132V136H68L69 135V138H71L70 137V133L68 134L67 133V131H69V132H71L70 130H67L68 128H71V127H69L70 125H68ZM72 122V121H71ZM85 122H87V120H85L84 122L83 121H81V123H80V125H78V126H84V124L83 123H85ZM98 122H100V121H98ZM104 122V120H102V123ZM111 122H113V121H110V123ZM184 122V123H183ZM216 122V121H215ZM36 123V124H35ZM50 123H48V124H50ZM73 123H74V120H73ZM73 123H70V124H73ZM94 123V122H93ZM97 123V122H96ZM109 123V122H108ZM207 123V125L210 123H208V122H206ZM45 124V125H46ZM53 124H55V123H53ZM53 124H50V126H52ZM62 124V123H61ZM98 124H101V122L100 123H97V125ZM176 124V125H175ZM63 125V126H64ZM66 125L68 126V127H66ZM76 125V126H77ZM86 125H88L87 123L85 124V126ZM89 125H91L92 126V124H89ZM88 125V126H89ZM96 125V126H97ZM172 125V126H173ZM211 125V124H210ZM46 126H48V125H46ZM50 126H49V128H50ZM55 126V125H54ZM60 126H62V125H60ZM59 126V127H60ZM80 127L81 129L83 128V127ZM85 126H84V128H83V130L84 129H86L85 128ZM88 126H87V129H88ZM100 126H102V124L100 125ZM100 126H98V127H100ZM111 126V125H110ZM181 126V125H180ZM58 127V126H57ZM93 127H94V125H93ZM114 127V126H113ZM212 127V126H211ZM43 129H46V128H44V127H42ZM48 128V131L47 130H45L46 132H49V131H51V129H49ZM53 128V127H52ZM56 127H54L53 129H55ZM60 128H62V127H60ZM64 128H62V130H61V132L63 131V129ZM186 128V127H185ZM187 128H189V127H187ZM193 128H194V126H193ZM42 129V130H43ZM57 130H58V128H56ZM64 129V130H65ZM75 129H77V127L75 128L74 127V124L72 125V131L73 130H75ZM87 129L85 130L86 132H87ZM89 129H90V127H89ZM89 129H88V131H89ZM98 129H100L99 130V132L102 130V128H98ZM97 129V130H98ZM179 129H184V127L183 128H179ZM200 129V128H199ZM6 130V131H5ZM77 130H79V129H77ZM81 131V134H82V132H85V131ZM93 131H92V133L95 131L94 129H92ZM113 130V129H112ZM186 130V129H185ZM188 130V129H187ZM191 130H192V128H191ZM45 131H43V132H45ZM55 130H52L51 131V133L52 132H54ZM36 133V135L38 136H36L35 134H33V133ZM38 132V131H37ZM45 132V133H46ZM57 132H59L60 133V129H59V131H57ZM63 132V133H64ZM77 131H74V132H71V136L75 133V135H73V138H75V136H77L76 138H80L79 136L81 135H79V131H78V133H76ZM85 132V133H86ZM112 132V131H111ZM110 132V133H111ZM50 133V139H51V141H50V139H49V137L48 136H46L47 135V133H46V137H47V139H49V140H46L47 142V144H48V141H49V145H51V143H53V145L54 146H49V147H52L51 149H53V150H55V148L58 150H55V151H57V153L55 154V155H53L54 153H55V151L53 152V151H51V149L49 150L48 149V146H47V149H46V146L44 147V145H42L43 143H42V141H41V143L42 144H39V145H41V146H43L44 148H42L43 149V151H50V154H51V156H49V157H53V156H56V158H57V156H59L61 153H62V150L61 151H59V149H61V148H63V149H65L64 147H66V144L68 145H72V146H74V148L72 147V146H70V149L68 148V151H70L71 149H73V150H71L72 152L76 149V147H78V143L82 140V138L80 139V141L78 142L77 141V139H75V141H77V142H75V141H73L74 139L72 138V140H70L69 138H67L66 137V140L64 139L63 141L64 142H62L61 143V137H59V139L58 138H56L58 141H60V142H58L57 140V143H59V146H60V144L61 145H63V143H64V146H58V148H57V143L55 144L52 140H54V138L52 139L51 137V134ZM59 133H58V135H59ZM63 133H60L61 134V136H63ZM73 133V134H72ZM90 133H91V129H90V131H89V133H88V135L87 136H89L90 135ZM91 133V134H92ZM115 133V132H114ZM191 133V132H190ZM214 133V132H213ZM33 134V135H32ZM42 134V133H41ZM49 134V133H48ZM54 134L55 135H57L56 134V131L54 132ZM53 134V136H55ZM67 134V135H66ZM76 134H78V135H76ZM97 134V133H96ZM96 134L94 133V136H96ZM101 133H99V135H100ZM209 135H210V133H208ZM57 135V136H58ZM83 135H86V134H84L83 133ZM83 135H81V136H83ZM98 134H97V136H99ZM111 135V134H110ZM158 135V134H157ZM190 135V134H189ZM117 136V135H116ZM175 136H177V135H175ZM178 136H180V135H178ZM205 136H206V134H205ZM212 136H213V134H212ZM215 136V135H214ZM37 137V138H36ZM111 137H113L112 135H111ZM127 137V136H126ZM125 136H124V138L123 139H127ZM183 137V136H182ZM181 137V138H182ZM195 137H197V135L195 136ZM203 137V136H202ZM210 137V136H209ZM216 137V136H215ZM43 138V137H42ZM61 138V139H60ZM64 138V137H63ZM193 138H194V136H193ZM205 138H207V137H205ZM44 139V138H43ZM43 139H41V140H43ZM46 139V138H45ZM84 139H85V136H84V138H83V140L82 141H84ZM114 139V138H113ZM112 139V140H113ZM173 139V138H172ZM178 139V138H177ZM176 139V140H177ZM183 139V138H182ZM200 138H197V140H199ZM209 139V138H208ZM38 140V141H37ZM67 140H70V142L72 141V143H76V147H75V145L74 144H71L69 141L67 142V143H65V141H67ZM79 140V139H78ZM180 140V139H179ZM206 140V139H205ZM7 141V142H6ZM55 141V142H56ZM81 141V142H82ZM114 142H115V139L113 140ZM162 141V140H161ZM212 141V140H211ZM11 141L9 142V143H12ZM45 142V141H44ZM124 142H128V140H126V141H124ZM180 142V141H179ZM192 142V141H191ZM200 142V141H199ZM4 143H7V144H5L4 145ZM25 143V146L23 145ZM40 143V142H39ZM111 143H113V142H111ZM204 143V142H203ZM27 144V145H26ZM38 144V143H37ZM36 144V146L34 147V148H36L38 145ZM47 144H45V145H47ZM81 144V143H80ZM79 144V145H80ZM115 144V143H114ZM197 144V143H196ZM8 146V148H6V147H4L5 148V150H3L4 148L2 147V146ZM20 145H21V148H22V151L20 150L21 148H20ZM22 145H23V147H22ZM55 145H56V147H55ZM68 145V146H69ZM14 146V147H15ZM30 146V145H29ZM31 146H32V144H31ZM39 147V146H38ZM55 147V148H54ZM72 147V148H71ZM26 148V149H25ZM136 148V147H135ZM24 149V150H23ZM29 149H31V147H29ZM32 149H33V147H32ZM31 149V150H32ZM38 149V148H37ZM45 149V150H44ZM31 150H29V152H31ZM12 151V152H11ZM15 151V152H16ZM38 151H40V149H38ZM45 151V152H46ZM48 151V152H49ZM65 151V150H64ZM64 151H63V153H64ZM67 151V147H66V151L65 152H67L68 154H69V152ZM71 151H70V153H71ZM118 151V150H117ZM121 151V150H120ZM15 152H13L12 154H14L15 155ZM27 152H28V150H27ZM28 152V153H29ZM32 152H36V151H33L32 150ZM61 152V153H60ZM122 152V151H121ZM124 152V154H122L121 155V153H120V155L122 156H119V153H117L118 155H117V157L119 158H117L116 160H118V162H117V165L120 167V168H122L123 170H125V169H127V167H129V166H127V164L128 165H130V166H135V167H140L141 166V164H140V162H137V160L136 159H134L133 157H127V150L125 149V151H123ZM28 153L26 154V155H28ZM53 153V154H52ZM58 153H60L59 155H57ZM75 153H76V150H75ZM74 152H73V154H75ZM156 153V152H155ZM30 154H32V153H30ZM43 154V153H42ZM41 154V156H43L44 154L48 157V155H49V153H44L43 155ZM112 154V153H111ZM22 155H25V154H22ZM34 155V154H33ZM40 155V154H39ZM62 155V157L63 156H69V155H67L66 153H64V154H61ZM61 155H60V157H58V160L61 158ZM18 157L16 158L15 157V160H14V162L18 159V158H20L19 157V155H17ZM30 156V155H29ZM70 156H72V154L70 155ZM75 156H76V154H75ZM121 157V158H120ZM12 158H14V156L12 157ZM26 158H28V157H26ZM30 158V157H29ZM32 158H34V157H32ZM31 158V159H32ZM53 158H55V157H53ZM53 158H51L52 159V161L50 160V162L48 161L47 162V164L49 163V164H54V162L56 161V159L54 160ZM64 158V157H63ZM130 158V159H129ZM150 158V157H149ZM22 159H24L23 157H22ZM22 159H20V160H22ZM30 159V160H31ZM40 158H38V160H39ZM44 159V158H43ZM45 159H46V157H45ZM3 160H5L4 162H3ZM8 160H10L11 162V166H13L12 164V160L11 159H9L8 158ZM30 160H29V162H30ZM33 160V159H32ZM35 160V159H34ZM48 160H49V158H48ZM19 161V160H18ZM27 161V160H26ZM17 162V161H16ZM24 162V161H23ZM53 162V163H52ZM7 163H9V161L7 162ZM6 163V164H7ZM19 163H21V165L20 164H18V165H20L21 167L23 166V163H22V161H20ZM33 163H34V161H33ZM35 163H37L36 161H35ZM97 163V162H96ZM16 164V166H17V163H15ZM26 164V163H25ZM28 164V163H27ZM44 164V163H43ZM42 164V162L40 163V161H39V163H38V166L40 165L42 168H43V166H45V165H43ZM132 164V165H131ZM32 165V164H31ZM30 165V166H31ZM34 165H36V164H34ZM34 165L32 166V168L33 169H37V168H39V167H36V168H34ZM43 165V166H42ZM51 165H50V168H51ZM98 166H94V165H92V167L93 168H90V167H88V168H90V170H92L93 171V173H95V169L94 168H98L99 167V165H100V162H99V164H97ZM6 166V165H5ZM11 166H10V168H11ZM4 167V166H3ZM14 167V166H13ZM12 167V168H13ZM18 167V166H17ZM16 167V168H17ZM47 168V170H51L50 168H49V166H46ZM5 168V167H4ZM3 168V169H4ZM25 168V170H26V166H24L23 167V169ZM27 168H28V166H27ZM41 168V169H42ZM45 168V167H44ZM87 168V169H88ZM100 168V167H99ZM2 169V173L3 172H6V171H4ZM7 169H8V167H7ZM18 169H19V167H18ZM30 169V168H29ZM101 169V168H100ZM99 169V170H100ZM20 170H21V168H20ZM24 170V171H25ZM39 170V169H38ZM37 170V171H38ZM90 170H86V168L85 169H83L82 171H85V172H89L90 173V175H91V178H93L92 177V171H90ZM13 170L11 169L10 170V172L11 173H9V175L7 174V176H10V174H12L13 172H12ZM29 171V170H28ZM27 171V172H28ZM31 171H33V170H31ZM30 171V172H31ZM37 171L35 172V173H37ZM44 172H45V170H43ZM42 171V172H43ZM48 171V172H49ZM15 172V174L17 173V172H19L18 170H15L14 171ZM20 172H22L23 173V170L22 171H20ZM39 172V171H38ZM58 172H60V171H57V173ZM96 172H98V169L96 170ZM126 172V171H125ZM7 173V172H6ZM25 173V172H24ZM35 173H33V174H35ZM51 174H52V170H51V172H50ZM80 173H82V177L84 178V174H86V173H84L83 174V172H80ZM89 173L87 174V175H89ZM92 173V174H91ZM4 174V173H3ZM14 174V175H15ZM26 175H28L27 173H25ZM38 174V173H37ZM37 174H35V175H37ZM40 174V173H39ZM42 174V173H41ZM96 174H98V173H96ZM17 175V174H16ZM30 176H32L31 174H29ZM35 175H33V176H35ZM54 175V174H53ZM90 175H89V178H90ZM3 176V175H2ZM12 177H13V174L11 175ZM22 175H20V177H21ZM25 176V175H24ZM86 176V175H85ZM93 176H97V175H95V174H93ZM165 176V175H164ZM163 176V177H164ZM1 177V176H0ZM88 177V176H87ZM87 177H85V178H87ZM3 180H4V176L3 177H1ZM17 178H19V176L17 175V177H16V179ZM82 178V180L84 181V179ZM10 179V181L13 183V180L15 179H12L11 180V177L9 178ZM8 179V180H9ZM20 179H22V178H20ZM20 179H17V180H20ZM88 179V178H87ZM93 179H95V177L93 178ZM90 180H92V179H89L88 180V182H90ZM96 180V179H95ZM9 181V182H10ZM15 181V180H14ZM85 181H87L86 179H85ZM94 180H92V182H93ZM1 183H3V181H0ZM87 182V183H88ZM92 182H90V184H89V186L91 185V183ZM107 182V181H106ZM165 182H167L166 180H165ZM0 183V184H1ZM7 183H8V181H7ZM15 183V182H14ZM86 183V182H85ZM5 184V183H4ZM2 185L3 187H0V188H4V186H6V185ZM166 184V183H165ZM86 185V184H85ZM15 186V188H16V185H14ZM87 186V185H86ZM85 186V187H86ZM168 186V185H167ZM6 188V189H5ZM4 188V190L6 191V190H8L7 189V187H5ZM2 189H0V191L2 192ZM14 189V188H13ZM166 190V189H165ZM168 190V189H167ZM1 192H0V197L2 196L1 195ZM4 192V191H3ZM8 192H10L11 194H12V192L11 191H7L6 193L8 194ZM14 192H15V190H14ZM14 192H13V195H14ZM9 193V195H10V197H13L11 194ZM17 193V192H16ZM15 193V194H16ZM6 194V195H7ZM19 193H17V195H18ZM4 195V194H3ZM5 195V196H6ZM17 195H16V197H17ZM15 196V195H14ZM78 196V195H77ZM4 197V196H3ZM7 197L8 196H6L5 198L7 199ZM9 197V198H10ZM18 197H19V195H18ZM26 197V196H25ZM9 198L6 200L7 201V203H8V200H9ZM15 197H13V198H10V200L13 202H11L10 204H17V203H14V201L12 200V199H14ZM17 199V198H16ZM16 199H14V200H16ZM101 199V198H100ZM99 199V200H100ZM1 200V203L5 200H3L2 198L0 199ZM3 200V201H2ZM6 201H5V203L3 202V204H6ZM34 202V201H33ZM32 202V203H33ZM52 202V201H51ZM102 202V201H101ZM0 203V204H1ZM30 203V202H29ZM36 203V202H35ZM48 203V202H47ZM46 203V204H47ZM50 203V202H49ZM48 203V204H49ZM2 204V205H3ZM10 204L8 205V206H10ZM31 204V203H30ZM30 204H27V206L28 205H30ZM37 204V203H36ZM2 205H0V206H2ZM32 205V204H31ZM37 205H39V204H37ZM102 205H103V203H102ZM101 205V206H102ZM4 206V210H2V211H5V208H6V206L5 205H3ZM8 206H7V208H8ZM16 207V206H15ZM25 207L26 206H24V209H25ZM30 207V209H32V208H34L35 209V207H34V205H33V207H31V206H29ZM48 207V206H47ZM1 208H3V207H0V209ZM26 208H28V207H26ZM36 208H38V207H36ZM40 209H41V207H39ZM102 208V207H101ZM30 209H27V210H29V211H31ZM9 210V209H8ZM21 210H23V208L22 209H20V213H21ZM26 210V209H25ZM26 210V211H27ZM36 210V209H35ZM35 210H33V211H35ZM39 209H37L36 211H38ZM1 211V210H0ZM40 211V210H39ZM38 211V212H39ZM6 212H7V210H6ZM3 213V212H2ZM1 213V214H2ZM5 213V212H4ZM3 213V214H4ZM19 213V214H20ZM24 213H26V212H24ZM6 215H7V213H5ZM22 214H23V211H22ZM29 214V213H28ZM23 215H25V214H23ZM110 217V216H109ZM108 217V218H109ZM146 217V216H145ZM95 217H93L91 220H93ZM103 218V217H102ZM108 220V219H107ZM101 221V220H100ZM117 221V220H116ZM81 222V221H80ZM102 222H103V220H102ZM10 223V222H9ZM115 223V222H114ZM101 224V223H100ZM101 227V226H100ZM99 227V228H100ZM148 227V226H147ZM71 228V227H70ZM102 228H104V227H102ZM115 228V227H114ZM131 229L129 228H127L126 229V234L125 235H128L129 234V231H130ZM102 231V230H101ZM147 230H145V232H146ZM105 232V231H104ZM131 232V231H130ZM89 233V232H88ZM98 232H96L95 234H97ZM94 234V233H93ZM98 234H100V233H98ZM103 234V233H102ZM131 234H132V232H131ZM101 235V234H100ZM107 235V234H106ZM140 235V234H139ZM148 235V234H147ZM97 236H99V235H97ZM102 236V235H101ZM103 236H104V234H103ZM114 236V235H113ZM143 236V235H142ZM125 237V236H124ZM128 238V237H127ZM144 238V237H143ZM91 239V238H90ZM130 239V238H129ZM124 240V239H123ZM161 240H163V239H161ZM69 241V240H68ZM98 241V240H97ZM105 241V240H104ZM113 241V240H112ZM157 241V243L159 242V240H156ZM90 242V241H89ZM114 242V241H113ZM162 243H158L159 245H160V248H161V250H162V248H163V252L165 253V254H167L168 255V252H167V247L164 245V243H163V241H161ZM70 245V244H69ZM100 245H102V244H100ZM127 245V244H126ZM105 246V245H104ZM103 246V247H104ZM75 247V246H74ZM102 247V248H103ZM128 247V246H127ZM76 248H79V247H76ZM101 248V247H100ZM159 248V249H160ZM76 251V250H75ZM77 252H78V249H77ZM80 253H81V251H79ZM123 252V251H122ZM127 252V251H126ZM76 253V252H75ZM160 253H161V251H160ZM79 254V253H78ZM119 254V253H118ZM128 254V253H127ZM130 254V253H129ZM129 254L127 255V256H129ZM133 254V253H132ZM104 255V254H103ZM119 255H121V254H119ZM160 255V254H159ZM163 257V256H162ZM115 258V257H114ZM121 258H123V257H121ZM70 259V258H69ZM68 259V260H69ZM130 259V258H129ZM168 259H169V257H168ZM170 260H172V259H170ZM14 261V260H13ZM74 261V260H73ZM78 261H79V259H78ZM70 262V261H69ZM68 262V263H69ZM72 262V261H71ZM169 262H171V261H169ZM157 264L159 263L158 261L156 262ZM146 264H147V260H146ZM165 264H167V263H165Z\"/></svg>", "mask_w": 264, "mask_h": 264}, {"label": "water", "instance_id": "95a60500", "mask_svg": "<svg viewBox=\"0 0 264 264\" xmlns=\"http://www.w3.org/2000/svg\"><path fill=\"white\" fill-rule=\"evenodd\" d=\"M182 156L189 178L155 217L180 264H264V145L245 159L225 146L209 164Z\"/></svg>", "mask_w": 264, "mask_h": 264}]
</instances>
